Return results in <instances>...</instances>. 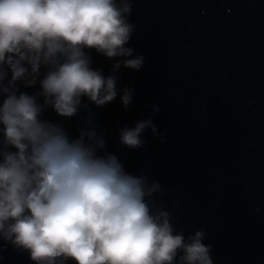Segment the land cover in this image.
I'll list each match as a JSON object with an SVG mask.
<instances>
[{
    "label": "clouds",
    "instance_id": "clouds-1",
    "mask_svg": "<svg viewBox=\"0 0 264 264\" xmlns=\"http://www.w3.org/2000/svg\"><path fill=\"white\" fill-rule=\"evenodd\" d=\"M130 13L131 0H0V239L34 264H212L203 232L174 234L170 214L146 201L158 183L99 155L105 141L95 129L70 138L40 118L47 108L73 117L82 98L95 106L116 98L114 73L143 65L125 46ZM86 49L113 60V74L93 69ZM38 79V93L17 87ZM120 92L126 109L131 89ZM146 128L156 132L150 118L121 129L120 143L141 147Z\"/></svg>",
    "mask_w": 264,
    "mask_h": 264
},
{
    "label": "water",
    "instance_id": "water-1",
    "mask_svg": "<svg viewBox=\"0 0 264 264\" xmlns=\"http://www.w3.org/2000/svg\"><path fill=\"white\" fill-rule=\"evenodd\" d=\"M127 20L129 58L142 56L143 65L114 73L116 98L104 106L82 98L73 117L47 108L40 118L70 138L95 129L105 141L99 155L158 183L146 201L170 214L174 234L203 232L212 264H264V0H131ZM85 51L93 69L113 74V60ZM17 87L38 93L39 79ZM149 118L156 132L146 128L141 147L120 143L121 129ZM0 264L34 261L0 239Z\"/></svg>",
    "mask_w": 264,
    "mask_h": 264
}]
</instances>
